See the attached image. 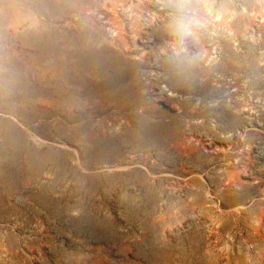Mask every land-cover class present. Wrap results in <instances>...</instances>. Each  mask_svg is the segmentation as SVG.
<instances>
[{
	"label": "rangeland",
	"instance_id": "1",
	"mask_svg": "<svg viewBox=\"0 0 264 264\" xmlns=\"http://www.w3.org/2000/svg\"><path fill=\"white\" fill-rule=\"evenodd\" d=\"M0 0V264H264V0Z\"/></svg>",
	"mask_w": 264,
	"mask_h": 264
},
{
	"label": "clouds",
	"instance_id": "2",
	"mask_svg": "<svg viewBox=\"0 0 264 264\" xmlns=\"http://www.w3.org/2000/svg\"><path fill=\"white\" fill-rule=\"evenodd\" d=\"M172 8L170 29L178 42L186 41L194 36L199 22L191 15L189 0H172Z\"/></svg>",
	"mask_w": 264,
	"mask_h": 264
}]
</instances>
